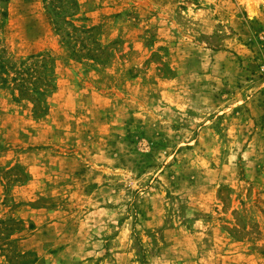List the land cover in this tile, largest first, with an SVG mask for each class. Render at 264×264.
Listing matches in <instances>:
<instances>
[{
  "label": "rangeland",
  "instance_id": "rangeland-1",
  "mask_svg": "<svg viewBox=\"0 0 264 264\" xmlns=\"http://www.w3.org/2000/svg\"><path fill=\"white\" fill-rule=\"evenodd\" d=\"M0 264H264V0H0Z\"/></svg>",
  "mask_w": 264,
  "mask_h": 264
},
{
  "label": "trees",
  "instance_id": "trees-1",
  "mask_svg": "<svg viewBox=\"0 0 264 264\" xmlns=\"http://www.w3.org/2000/svg\"><path fill=\"white\" fill-rule=\"evenodd\" d=\"M51 11L54 14V17L57 18L60 15L61 9L59 7L51 6ZM53 24L55 26L56 33H58L60 35V37L63 38V36H62L63 31H62L60 23L57 21V19H54ZM88 31H91V30H88Z\"/></svg>",
  "mask_w": 264,
  "mask_h": 264
}]
</instances>
